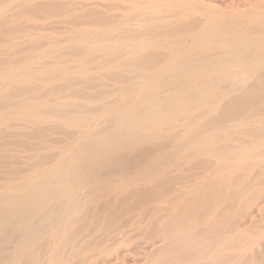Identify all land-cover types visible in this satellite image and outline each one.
I'll list each match as a JSON object with an SVG mask.
<instances>
[{"label": "bare ground", "instance_id": "bare-ground-1", "mask_svg": "<svg viewBox=\"0 0 264 264\" xmlns=\"http://www.w3.org/2000/svg\"><path fill=\"white\" fill-rule=\"evenodd\" d=\"M162 2L0 0V264H264V4Z\"/></svg>", "mask_w": 264, "mask_h": 264}, {"label": "rangeland", "instance_id": "rangeland-1", "mask_svg": "<svg viewBox=\"0 0 264 264\" xmlns=\"http://www.w3.org/2000/svg\"><path fill=\"white\" fill-rule=\"evenodd\" d=\"M163 0H151V2L152 3H163L162 2ZM203 1H205V3H209V4H218V5H220V7L222 6L224 9H227L228 10V8H229V10H231V11H233L234 10V12H236L235 10H246V9H248V8H250V7H257V6H260V5H263L264 4V0H246V1H244V0H203ZM213 1V2H212ZM220 2V3H219ZM222 2V3H221ZM258 4V5H257ZM260 4V5H259ZM253 5V6H252ZM221 7V8H222ZM237 10V11H238ZM53 29V30H52ZM51 30L50 29H44L43 31H46V32H49V31H47V30H50V32H55V30H54V28H52ZM42 31V32H43ZM58 31V29L56 30V32ZM56 32L54 33V34H56ZM3 44V43H2ZM1 44V48L3 49V48H5V47H7V43H4V44H6V46L5 45H2ZM5 46V47H4ZM4 57H11V56H9V55H5ZM110 88V87H109ZM64 144V142H58L57 143V145H63ZM24 160H27V158L26 157H24ZM167 198H170V196L169 197H167ZM263 203H264V200H263ZM149 218H150V214L149 215H147V216H138L137 218H136V223H137V225L139 226V225H143V224H145L146 222H148L149 221ZM141 246V247H140ZM140 246H138L139 248H141L140 249V251H138L139 250V248H137L136 247V249L134 248L133 250H135V252H137L138 251V256L139 257H142V256H140L142 253H143V249H145V248H142V247H144L143 245H142V243L140 244ZM138 249V250H137ZM119 251H117L118 252V254H113V256H110V257H108L107 258V261H108V263L110 262V263H115L117 260H118V258H117V256L119 255V257L120 256H123L124 255V257L125 256H127V254L129 253V251L131 250V249H129V247H126L125 249H124V247H122V248H120V249H118ZM129 250V251H128ZM145 251V250H144ZM122 252V253H121ZM128 252V253H127ZM140 252V253H139ZM125 253V254H124ZM140 254V255H139ZM137 256V258H135V260H131L130 262H132L133 263V261L134 262H136V260H137V262H140V263H142V262H144L145 261V259L144 258H139ZM113 257V258H112ZM111 258V259H110ZM109 259V260H108Z\"/></svg>", "mask_w": 264, "mask_h": 264}]
</instances>
